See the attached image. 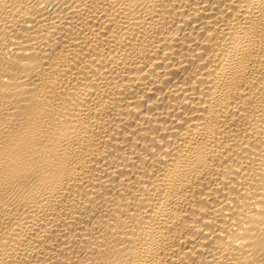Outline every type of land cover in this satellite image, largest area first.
Wrapping results in <instances>:
<instances>
[{"label": "bare ground", "instance_id": "bare-ground-1", "mask_svg": "<svg viewBox=\"0 0 264 264\" xmlns=\"http://www.w3.org/2000/svg\"><path fill=\"white\" fill-rule=\"evenodd\" d=\"M0 264H264V0H0Z\"/></svg>", "mask_w": 264, "mask_h": 264}]
</instances>
